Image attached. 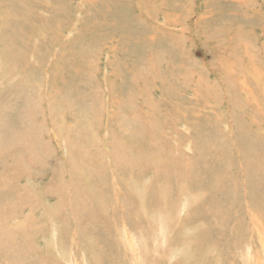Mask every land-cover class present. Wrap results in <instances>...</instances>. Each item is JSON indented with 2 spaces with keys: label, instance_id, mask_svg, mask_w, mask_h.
Here are the masks:
<instances>
[{
  "label": "rangeland",
  "instance_id": "obj_1",
  "mask_svg": "<svg viewBox=\"0 0 264 264\" xmlns=\"http://www.w3.org/2000/svg\"><path fill=\"white\" fill-rule=\"evenodd\" d=\"M0 82V264L262 262L264 0H0Z\"/></svg>",
  "mask_w": 264,
  "mask_h": 264
},
{
  "label": "bare ground",
  "instance_id": "obj_2",
  "mask_svg": "<svg viewBox=\"0 0 264 264\" xmlns=\"http://www.w3.org/2000/svg\"><path fill=\"white\" fill-rule=\"evenodd\" d=\"M14 40V39H13ZM14 42V41H13ZM9 47V46H8ZM15 49V48H14ZM3 50V49H2ZM10 52V51H9ZM11 55V54H10ZM12 59V58H11ZM2 60V59H1ZM8 63V62H7ZM1 73H2V71H1ZM6 73V72H5ZM7 74V73H6ZM4 76V75H3ZM1 83V82H0ZM16 100V99H15ZM7 107H8V105H7ZM11 107V106H10ZM17 136H18V134H17ZM12 137V136H11ZM13 138H14V136H13ZM7 139V138H6ZM12 139V138H11ZM11 139H10V141H11ZM16 139V138H15ZM17 139H18V137H17ZM21 139V138H20ZM8 140V139H7ZM25 140V139H24ZM4 141V140H3ZM4 143H5V141L3 142V144H2V142H0V144H2L1 145V148H3V149H5L4 147H3V145H4ZM15 142H13V146L15 145L14 144ZM5 150H7V149H5ZM190 167H191V165H190ZM164 194V193H163ZM166 194V193H165ZM197 194V193H196ZM142 195V194H141ZM165 196V195H164ZM191 196H193V195H191ZM194 199V198H193ZM83 202V201H82ZM88 209V208H87ZM87 211V210H86ZM251 214V213H250ZM170 215V214H169ZM159 219V223H161V221H162V216L161 217H158ZM252 223L256 226V228L258 229V233H259V231H260V240H261V242H260V244H261V246H262V248H263V260H262V262H256V258L254 259L253 258V254H252V252H251V248L248 246V245H246L245 247V253H242V256H243V259L245 260V261H247V264H261V263H263L264 264V229L261 227V221H260V219L257 217V215H255V214H252ZM1 234V233H0ZM1 236V235H0ZM130 244V243H129ZM3 245V244H2ZM1 246V245H0ZM134 248H136V247H134ZM134 250V249H133ZM136 251H138V252H140L139 250H136ZM134 252H135V250H134ZM132 257V256H131ZM195 257V256H194ZM135 260V263L136 264H145V262H144V260H142V258H141V256L139 255H137L136 256V259H134ZM195 260V259H194ZM196 262V261H195ZM218 262V261H217ZM198 264V263H197ZM245 264V263H244Z\"/></svg>",
  "mask_w": 264,
  "mask_h": 264
}]
</instances>
